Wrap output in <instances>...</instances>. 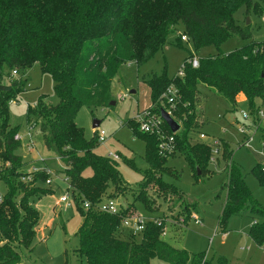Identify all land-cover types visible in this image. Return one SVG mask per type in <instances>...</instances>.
Listing matches in <instances>:
<instances>
[{"label":"trees","instance_id":"1","mask_svg":"<svg viewBox=\"0 0 264 264\" xmlns=\"http://www.w3.org/2000/svg\"><path fill=\"white\" fill-rule=\"evenodd\" d=\"M242 5L260 14L264 0H0V184L6 189L0 196V264H20L23 253L33 251L40 215L31 199L52 193L40 186L51 176L46 174V168L23 181L29 173L16 155L20 146L16 139L18 126L11 124L9 116V104L24 90V76L33 65L50 75L58 99L56 105H50L41 96L34 110L29 107L28 114L35 113L42 144L59 160L67 179L66 190L82 217L75 233L79 248L74 253L86 264H150L153 258L169 264H200L202 255L189 256L171 248L161 238V226L150 220L139 241L134 236L122 239L118 229L121 220L129 215L128 207H120L115 215L94 209L104 196L113 200L130 189L117 164L93 152L98 144L96 130L86 140L74 120L81 107L112 108V82L120 69L146 63L179 27L183 31L176 38L177 44H182L181 36H185L195 51L208 46L219 50L225 41L235 37L248 41L229 53L219 51L197 59V68L189 64L193 57L189 54L179 70L183 76L178 72L171 80L163 74L145 81L150 95L146 110L153 115L168 109L164 98L168 88L178 92L171 118L180 129L172 133L163 123L166 134L174 137L171 154L159 153L156 135L140 131L131 120L124 123L133 137L144 142V157L149 165L143 172L142 189L132 194L133 202H141L148 213H156L158 209L148 195L151 184L154 194L164 201L175 198L182 203V192L162 179L164 175L179 176L167 167V158L181 155L197 182L211 174L208 166L214 157L211 146L192 142L189 137L199 127L201 117L199 100H203L197 97V87L205 86L233 109L237 96L242 94L254 120L264 100V43L251 40L249 25L241 26L234 19V12ZM261 141L264 153L263 129ZM217 145L214 146L226 173L220 187L226 196L218 226L224 228L228 218L247 210L252 220L262 219L261 224L254 222L249 230L250 237L261 246L264 207L253 198L245 173L231 161L227 145L221 144V149ZM125 163L133 168L132 162ZM87 169L91 175L84 176ZM252 174L263 184L264 163L255 165ZM84 203L89 204L87 210L83 209Z\"/></svg>","mask_w":264,"mask_h":264},{"label":"rangeland","instance_id":"2","mask_svg":"<svg viewBox=\"0 0 264 264\" xmlns=\"http://www.w3.org/2000/svg\"><path fill=\"white\" fill-rule=\"evenodd\" d=\"M252 1L261 3L262 0ZM233 17L239 25H249L251 40L264 43V7L258 14L242 5L234 12ZM182 31L179 27L175 34L168 36L163 48L141 66H123L112 82L115 105L112 108L98 109L81 107L75 116V124L83 130L85 139L89 140L93 136V122H99L95 128L96 133L103 131L105 135L93 152L113 160L121 178L130 189L126 194L113 198L118 207L129 208L128 225L120 223L118 229L122 239L134 236L137 241L140 240L141 232L133 230L134 219L140 217L144 222L148 219L158 222L162 231L161 238L171 248L183 250L189 256L202 255L200 264H264V243L258 246L249 235L254 222L262 223L260 217H255L254 221L249 211L244 210L240 215L228 218L224 228L218 226L226 196L225 191L220 189L226 181L220 152L214 154L209 162L208 170L211 174H205L197 182L192 176L190 165L181 155L175 154L167 158V167L179 176L174 178L164 175L162 179L182 192V203L175 201V198L169 202L164 201L154 194L151 184L148 195L152 196L151 200L158 209L157 212L148 213L141 202H133L132 194L142 189L143 172L149 169V165L144 157V142L133 137L131 129L124 123L131 120L139 126L137 116L149 108L150 95L145 81L163 74L167 79H173L189 54L196 59H202L214 56L219 51L229 53L248 43L235 37L225 41L219 50L208 46L195 51L188 42L177 44L176 38ZM3 71L7 70L4 68ZM24 78V90L18 94L15 102L9 104L10 122L13 126H18L20 146L16 155L25 163V172H30L32 168H46L51 172L52 183L48 186L42 183L40 186L52 190V193L31 199L39 212L40 224L32 243L33 251L24 252L20 264H86L83 258L74 253L79 248L75 233L82 224V217L69 194L70 191L66 190L65 176L59 160L42 144L35 113L28 114L29 107L34 110L41 96H45L47 104H57L53 81L50 75L40 71L38 65L29 68ZM197 93L198 99L202 98L203 101L199 100L200 123L189 134L191 141L209 145L214 150L216 146L213 145L218 144L221 149V144H226L231 153V161L245 173V182L253 198L264 207V183H260L252 174L253 167L264 160L262 141L260 131L253 132L252 120L242 116L249 114L246 101H237L233 109L203 85L197 87ZM241 126L250 128L247 134L251 136L249 141L248 136L239 131ZM30 127L32 128L29 129ZM262 129L264 130V125ZM200 134L204 135L203 139L199 138ZM113 155H117L118 159H112ZM125 161L132 162L133 168ZM89 175L91 170L87 169L84 176ZM5 191V186L1 183L0 196ZM65 193L68 201L61 202L60 198ZM108 194H112L111 190ZM106 199L104 196L103 200ZM150 264L169 263L153 258Z\"/></svg>","mask_w":264,"mask_h":264},{"label":"built area","instance_id":"3","mask_svg":"<svg viewBox=\"0 0 264 264\" xmlns=\"http://www.w3.org/2000/svg\"><path fill=\"white\" fill-rule=\"evenodd\" d=\"M181 41L182 42H188L187 38L185 36H181ZM189 64L193 67V68H197L198 67V60L193 56L192 58H190L188 60ZM16 73L13 71L12 72V77H15ZM179 76H183V73L180 71L179 72ZM164 98H166V101L168 103V109L164 110L167 114H169L171 116V108L173 107V104L175 103V101L178 98V92L176 90H174L172 87L168 88ZM244 119H250L252 120V124L254 125V130L253 132L255 133L257 130L260 129V127L262 126V124L264 123V100L262 102V104L260 105L258 111H257V116L254 120V118L250 115V114H242ZM137 119L139 120L140 124L138 126V129L144 133H150V134H154L158 137V151L160 154L162 155H168L171 154L174 151L175 148V141H174V137L173 135L168 136L165 132V130L163 129V120L160 118V114L158 115H153L151 113H149L147 110L141 112L139 114V116H137ZM32 127H30L29 129H31ZM239 131L243 134H245L246 136H248V141L251 139V136L247 135L249 134L250 128L246 127V126H241L239 128ZM104 132L103 131H99L97 134V141L98 142H102L104 139ZM199 138L203 139L204 135L200 134ZM16 139L19 140V137L17 136ZM216 145V144H215ZM214 146V145H213ZM218 150L215 149L213 151V154H217ZM112 159H118L117 155H113L111 156ZM39 169H35L32 168L28 175L27 178H24L23 181H28L30 178V175L38 172ZM46 174L49 176L51 174L50 171L46 170ZM65 183L67 181V179H64ZM52 183L51 179L48 178L45 181V184L48 186ZM61 202H67L68 201V195L65 193L61 198H60ZM89 208V204L88 203H84L83 205V209L87 210ZM96 211L100 212V213H105V214H110V215H115L119 212L120 206L118 207L116 205V203L112 200V199H106V200H102L100 201L94 208ZM128 218H123L121 220V223L124 226L128 225ZM131 220H133L131 218ZM150 220V219H148ZM147 222V221H146ZM140 217H137L136 219H134V224H133V230L134 232H142L145 228V223ZM155 222V221H154ZM158 223V222H155Z\"/></svg>","mask_w":264,"mask_h":264},{"label":"water","instance_id":"4","mask_svg":"<svg viewBox=\"0 0 264 264\" xmlns=\"http://www.w3.org/2000/svg\"><path fill=\"white\" fill-rule=\"evenodd\" d=\"M249 23V22H248ZM247 23V24H248ZM115 102H111L110 106H114ZM160 118L163 120V122L167 125V127L169 128V130L172 133H176L179 131L180 126L178 123H176L169 114H167L164 110L160 111ZM99 122L94 121L92 127L95 129L98 126ZM199 174V172L197 173Z\"/></svg>","mask_w":264,"mask_h":264},{"label":"crops","instance_id":"5","mask_svg":"<svg viewBox=\"0 0 264 264\" xmlns=\"http://www.w3.org/2000/svg\"><path fill=\"white\" fill-rule=\"evenodd\" d=\"M148 88V87H147ZM148 91H149V89H148ZM131 93H134V91H131ZM242 101V100H245V98H244V96L242 95V94H239L238 96H237V98H236V102L237 101ZM220 116H218V118H219ZM262 125H264V123L262 124ZM261 129H262V126L260 127V129L258 130V131H260V137H261ZM263 152V151H262ZM263 159H264V153H263ZM261 163V162H260ZM260 163H258V164H260ZM262 163H264V160L262 161Z\"/></svg>","mask_w":264,"mask_h":264}]
</instances>
